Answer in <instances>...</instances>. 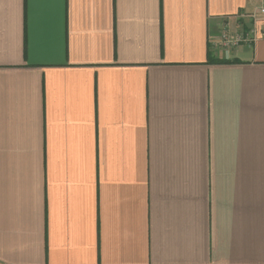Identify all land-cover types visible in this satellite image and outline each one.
Returning <instances> with one entry per match:
<instances>
[{
    "label": "crops",
    "instance_id": "1",
    "mask_svg": "<svg viewBox=\"0 0 264 264\" xmlns=\"http://www.w3.org/2000/svg\"><path fill=\"white\" fill-rule=\"evenodd\" d=\"M257 3L0 0V264H264Z\"/></svg>",
    "mask_w": 264,
    "mask_h": 264
},
{
    "label": "built area",
    "instance_id": "2",
    "mask_svg": "<svg viewBox=\"0 0 264 264\" xmlns=\"http://www.w3.org/2000/svg\"><path fill=\"white\" fill-rule=\"evenodd\" d=\"M257 5L253 8L252 11L248 13L251 17H256L257 14H264V4L263 0H257ZM254 37V30H250L249 32L236 31L231 32L226 25V23L222 26L219 35L214 41L221 48H229L235 47L241 42L251 43Z\"/></svg>",
    "mask_w": 264,
    "mask_h": 264
}]
</instances>
